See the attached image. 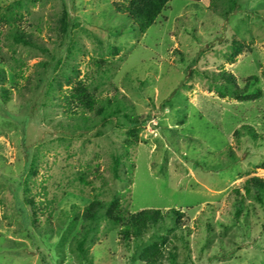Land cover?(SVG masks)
<instances>
[{"label": "rangeland", "instance_id": "rangeland-1", "mask_svg": "<svg viewBox=\"0 0 264 264\" xmlns=\"http://www.w3.org/2000/svg\"><path fill=\"white\" fill-rule=\"evenodd\" d=\"M12 1L0 0V10ZM117 1L20 0L33 40L48 55L1 43L23 78L6 70L0 82L10 89L5 101L0 94V264H144L137 255L161 237L173 255L163 264H264V206L244 189L247 179L264 181V0H170L144 34L115 13ZM236 45L240 53L231 60ZM101 59L108 64L98 69ZM65 63L77 70L72 79L98 86L97 110L123 103L140 125L120 127L119 115L103 122L87 113L89 131L69 129L75 122L57 106L59 93L45 96ZM222 70L240 88L255 76L262 96L221 98L198 74ZM113 154L121 157L120 179L112 176ZM114 194L130 213L184 215L177 228L167 220L127 244L98 218L83 259L74 239L81 213ZM24 198L42 209L36 229Z\"/></svg>", "mask_w": 264, "mask_h": 264}, {"label": "trees", "instance_id": "trees-1", "mask_svg": "<svg viewBox=\"0 0 264 264\" xmlns=\"http://www.w3.org/2000/svg\"><path fill=\"white\" fill-rule=\"evenodd\" d=\"M170 0H121L112 3V8L116 14L126 16L132 21V27L138 33L144 34L147 29L153 25L160 13L165 9L167 3ZM194 3L206 2L207 0H187ZM21 6L20 0H13L12 3L8 4L5 9L0 10V82L6 81L7 73H11L14 78H23V76L17 74L16 65L17 60L10 58L4 59L1 53V43L5 41L13 46H22L25 48H32L38 50L43 55L47 56L48 51L40 44H37L33 40V34L29 29H33V24L29 22V18L26 16L28 14L22 13L18 10ZM64 15V14H63ZM61 30L63 34L66 33L64 19L61 21ZM232 51V58L236 57L240 53L241 47L236 45ZM105 60L94 61V66L100 69L101 66L107 65ZM5 65V67H4ZM47 63H39L37 67L42 70L41 74L45 71ZM62 69L59 76H53L50 78V82L47 84V90L45 96L48 97L55 90L59 93L57 96V106L63 110V113L69 118L73 119L75 122L74 126L68 127L71 130L77 131L84 129L89 131L87 127L89 119L87 118V113H95L100 116V121H108L119 115L125 121L124 126L129 129H135L140 125V120L138 118H130L123 111L126 109V105L122 106L116 105L113 109L111 108H95L96 102V90L98 86H92L91 84L85 83V79L78 80L72 79V75H77V70L71 63H65L62 65ZM196 73H198L196 71ZM69 74H72L69 76ZM203 76L208 81L210 88L214 89L217 94L223 98L225 96H230L240 102H249L254 99H258L262 96V92L259 88H254V84L258 82L255 76L250 77L247 80V86L245 88L238 87L236 79L231 73L222 70L218 74L214 73H198ZM38 75H40L38 73ZM36 83H42V77L36 80ZM63 84H66L67 88L63 90ZM117 90V89H116ZM1 99L5 101L8 99L10 89L5 87L0 88ZM107 106L110 102L106 100ZM88 129V130H87ZM247 131L248 136L252 139L255 138V134L250 127H244ZM240 131L235 132V136L239 134ZM128 149V148H127ZM228 149L229 146H228ZM233 156V154H231ZM121 157L119 155H112V176L113 178L120 179L118 174V169L120 165ZM133 165L128 166V173H131ZM80 182L83 186L89 185L84 179V175L80 177ZM244 189L247 196L252 198L254 201L264 206V181L252 177L245 181ZM29 193L28 184L24 183V194L27 196ZM122 197L119 194H114L111 196L110 200L101 201L98 199H93L92 202L86 206L81 213L82 225L78 236H75L76 245L75 248L77 252L85 259L87 253L84 248L85 240L90 232L97 231L95 229V222L98 218H103L106 223L112 228L117 230V235L121 242L127 244L129 241H141L146 233L152 228H159L164 226L167 220H172L175 227L179 225V221L183 217V213L180 210L169 209L166 211L155 210V209H145L138 211L136 213H130L124 209L119 198ZM25 204H29L32 209L33 220L31 225L36 227L35 212L37 210L42 211L35 204L32 199L24 198ZM44 210L46 207H43ZM75 222V218H74ZM166 237H161L159 241L152 242L148 246L141 249L137 255L139 262L144 264H163L164 260H173V255L171 252L167 251L165 248L166 244L169 243Z\"/></svg>", "mask_w": 264, "mask_h": 264}]
</instances>
